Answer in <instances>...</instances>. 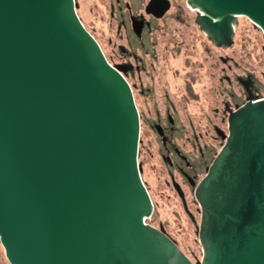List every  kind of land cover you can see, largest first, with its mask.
<instances>
[{
	"label": "water",
	"instance_id": "95a60500",
	"mask_svg": "<svg viewBox=\"0 0 264 264\" xmlns=\"http://www.w3.org/2000/svg\"><path fill=\"white\" fill-rule=\"evenodd\" d=\"M160 3L162 16L169 0ZM218 47L264 0H185ZM75 0H0V244L9 264H194L162 229L140 175V114ZM264 51V46H263ZM194 187L198 264H264V98L227 115Z\"/></svg>",
	"mask_w": 264,
	"mask_h": 264
},
{
	"label": "rangeland",
	"instance_id": "374dc122",
	"mask_svg": "<svg viewBox=\"0 0 264 264\" xmlns=\"http://www.w3.org/2000/svg\"><path fill=\"white\" fill-rule=\"evenodd\" d=\"M170 1V8L158 21L150 39L154 42L150 45L154 54L137 50L142 60L140 70L125 76L140 114L138 162L153 202L146 222L162 228L190 260L198 264L202 256L197 234L200 208L194 189L184 187L182 196L173 189L168 168L160 157L156 135L144 119L154 118L156 111L163 113L167 105L170 111L175 109L173 118L178 126L184 125V137H191L193 132L214 149L210 152L209 164L223 143L213 126L227 131V119L222 111L225 101L231 104L232 91L240 94L236 76L251 72L264 85V36L249 18L239 15L233 43L228 47L215 46L195 23V11L188 9L185 0ZM75 2L81 21L96 38L109 62L123 64L126 56L122 49L128 50L129 46L125 31L119 26L116 0ZM141 88L148 89L149 94L141 96ZM261 93L264 94L263 88ZM184 137L174 138L178 143L184 142V150H190ZM204 173L205 169L198 171L196 183ZM173 175L180 181L174 170ZM0 264H9L1 244Z\"/></svg>",
	"mask_w": 264,
	"mask_h": 264
},
{
	"label": "flooded vegetation",
	"instance_id": "af4514ba",
	"mask_svg": "<svg viewBox=\"0 0 264 264\" xmlns=\"http://www.w3.org/2000/svg\"><path fill=\"white\" fill-rule=\"evenodd\" d=\"M149 1L126 0L120 2V0H116L119 26L124 29L129 46L128 50L122 49L123 55L126 56V61L123 64H119L123 67L125 74H133L134 71L140 70V61L142 62V60L137 50L144 54H154V50L150 48V45L154 42L150 39L153 38V31L157 27L158 21L165 17L168 10L162 16H157L160 12V3L150 4ZM169 3L171 5L172 1L169 0ZM188 9L190 8L188 7ZM130 59L135 61V63L133 64ZM236 81L240 87V94L237 95L234 91L230 92L232 102L229 104L226 100L222 110L226 119L229 111L245 102L248 96L262 97L264 95L260 89H264V85L257 80L253 73L247 72L243 76L238 75L236 76ZM140 94L141 96H147L149 91L141 88ZM168 108L170 109L167 105L163 113L160 114L156 111L154 118H145L144 120L152 133L156 135V141L160 145V157L168 168L167 171L171 178L173 189L179 196H182L184 187L191 190L194 189L197 173L199 170H206L209 165L208 161L212 157L210 152L214 149L208 144L201 142L202 139L200 141L199 136L193 132L191 137H184L185 131L183 132V130H186L184 125L178 123V126L176 124L173 118L175 109L172 107L173 110L170 111ZM225 118L223 117V119ZM213 128L219 139L224 141L222 135L225 132L216 125ZM174 137H184L191 146L190 150H184V142L182 144L178 143ZM173 170L179 176L180 181L174 178Z\"/></svg>",
	"mask_w": 264,
	"mask_h": 264
},
{
	"label": "trees",
	"instance_id": "16d2710c",
	"mask_svg": "<svg viewBox=\"0 0 264 264\" xmlns=\"http://www.w3.org/2000/svg\"><path fill=\"white\" fill-rule=\"evenodd\" d=\"M261 89V88H260Z\"/></svg>",
	"mask_w": 264,
	"mask_h": 264
}]
</instances>
